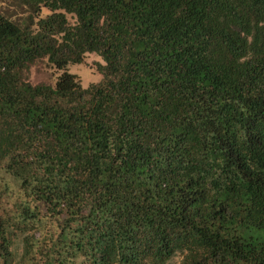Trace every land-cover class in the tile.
<instances>
[{
    "label": "trees",
    "instance_id": "obj_1",
    "mask_svg": "<svg viewBox=\"0 0 264 264\" xmlns=\"http://www.w3.org/2000/svg\"><path fill=\"white\" fill-rule=\"evenodd\" d=\"M11 3L0 264H264V0Z\"/></svg>",
    "mask_w": 264,
    "mask_h": 264
},
{
    "label": "rangeland",
    "instance_id": "obj_2",
    "mask_svg": "<svg viewBox=\"0 0 264 264\" xmlns=\"http://www.w3.org/2000/svg\"><path fill=\"white\" fill-rule=\"evenodd\" d=\"M0 12L12 20L24 16L20 14L21 11L17 7L12 5L11 0H0ZM46 13L47 11L42 9L41 17ZM96 63L102 64L97 55L86 54L81 63L68 65L65 71L75 76L82 88H86L89 84L97 83L101 79V75L95 70ZM58 73L50 70L44 60H40L30 66L28 78L34 84L53 85L54 78Z\"/></svg>",
    "mask_w": 264,
    "mask_h": 264
}]
</instances>
